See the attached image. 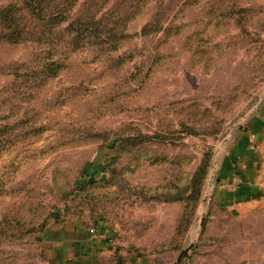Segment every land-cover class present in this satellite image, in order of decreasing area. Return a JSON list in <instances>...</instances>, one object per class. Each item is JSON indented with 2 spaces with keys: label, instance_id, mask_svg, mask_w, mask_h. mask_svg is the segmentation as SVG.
Here are the masks:
<instances>
[{
  "label": "rangeland",
  "instance_id": "rangeland-1",
  "mask_svg": "<svg viewBox=\"0 0 264 264\" xmlns=\"http://www.w3.org/2000/svg\"><path fill=\"white\" fill-rule=\"evenodd\" d=\"M263 105L264 0H0V264H264V156L217 190Z\"/></svg>",
  "mask_w": 264,
  "mask_h": 264
},
{
  "label": "crops",
  "instance_id": "crops-1",
  "mask_svg": "<svg viewBox=\"0 0 264 264\" xmlns=\"http://www.w3.org/2000/svg\"><path fill=\"white\" fill-rule=\"evenodd\" d=\"M232 152L224 162L218 195L222 198H245L260 191V163L264 156V105L261 112L254 115L247 127L239 132ZM232 179L238 181L239 185L230 188L229 182ZM90 229H94L95 233L101 232L98 228ZM93 236L96 235L88 233L79 221H71L57 228L50 227L45 231L43 239L46 253L58 264H64L69 259L85 263L94 255L90 249L98 244V240L91 241L90 237Z\"/></svg>",
  "mask_w": 264,
  "mask_h": 264
},
{
  "label": "built area",
  "instance_id": "built-area-1",
  "mask_svg": "<svg viewBox=\"0 0 264 264\" xmlns=\"http://www.w3.org/2000/svg\"><path fill=\"white\" fill-rule=\"evenodd\" d=\"M89 231H90V233H91V232H95V230H94V229H89Z\"/></svg>",
  "mask_w": 264,
  "mask_h": 264
}]
</instances>
